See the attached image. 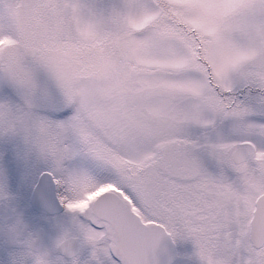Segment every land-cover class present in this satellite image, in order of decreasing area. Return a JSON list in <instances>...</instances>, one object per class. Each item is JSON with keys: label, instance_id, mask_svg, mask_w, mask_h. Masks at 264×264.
<instances>
[{"label": "snow or ice", "instance_id": "obj_1", "mask_svg": "<svg viewBox=\"0 0 264 264\" xmlns=\"http://www.w3.org/2000/svg\"><path fill=\"white\" fill-rule=\"evenodd\" d=\"M264 264V0H0V264Z\"/></svg>", "mask_w": 264, "mask_h": 264}, {"label": "rangeland", "instance_id": "obj_2", "mask_svg": "<svg viewBox=\"0 0 264 264\" xmlns=\"http://www.w3.org/2000/svg\"><path fill=\"white\" fill-rule=\"evenodd\" d=\"M189 249H185L183 246L178 245L179 259L175 264H183L185 256L189 253Z\"/></svg>", "mask_w": 264, "mask_h": 264}, {"label": "water", "instance_id": "obj_3", "mask_svg": "<svg viewBox=\"0 0 264 264\" xmlns=\"http://www.w3.org/2000/svg\"><path fill=\"white\" fill-rule=\"evenodd\" d=\"M176 257H177V255H176V251L174 249V253H173V259H174V261L176 260Z\"/></svg>", "mask_w": 264, "mask_h": 264}, {"label": "flooded vegetation", "instance_id": "obj_4", "mask_svg": "<svg viewBox=\"0 0 264 264\" xmlns=\"http://www.w3.org/2000/svg\"><path fill=\"white\" fill-rule=\"evenodd\" d=\"M178 246V245H177ZM188 252H190V249H189V251Z\"/></svg>", "mask_w": 264, "mask_h": 264}]
</instances>
